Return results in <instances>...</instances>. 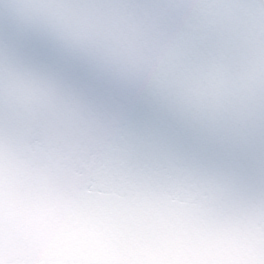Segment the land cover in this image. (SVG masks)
<instances>
[{"label":"snow or ice","instance_id":"obj_1","mask_svg":"<svg viewBox=\"0 0 264 264\" xmlns=\"http://www.w3.org/2000/svg\"><path fill=\"white\" fill-rule=\"evenodd\" d=\"M0 0V264H264V0Z\"/></svg>","mask_w":264,"mask_h":264},{"label":"water","instance_id":"obj_2","mask_svg":"<svg viewBox=\"0 0 264 264\" xmlns=\"http://www.w3.org/2000/svg\"><path fill=\"white\" fill-rule=\"evenodd\" d=\"M28 0H13L10 14L19 20H25L29 17L27 10ZM2 14V13H0Z\"/></svg>","mask_w":264,"mask_h":264}]
</instances>
